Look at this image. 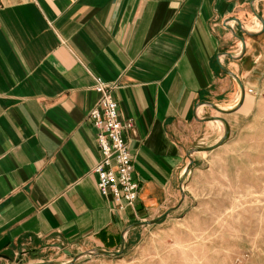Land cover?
<instances>
[{"label":"crops","instance_id":"crops-1","mask_svg":"<svg viewBox=\"0 0 264 264\" xmlns=\"http://www.w3.org/2000/svg\"><path fill=\"white\" fill-rule=\"evenodd\" d=\"M263 64L264 0H0V259L51 241L111 247L164 214L189 161L181 129L244 120ZM98 79L133 122L134 206L92 173Z\"/></svg>","mask_w":264,"mask_h":264},{"label":"rangeland","instance_id":"rangeland-1","mask_svg":"<svg viewBox=\"0 0 264 264\" xmlns=\"http://www.w3.org/2000/svg\"><path fill=\"white\" fill-rule=\"evenodd\" d=\"M260 68L246 80L252 92L248 116L232 121L224 144L192 155L195 163L181 186L175 184L168 210L153 218L158 222L126 234L122 254L87 255L95 246L51 241L7 252L12 264L69 263L76 255L81 257L74 264H264V64ZM181 132L190 149L211 147L225 126ZM100 249L116 252L120 243Z\"/></svg>","mask_w":264,"mask_h":264},{"label":"built area","instance_id":"built-area-1","mask_svg":"<svg viewBox=\"0 0 264 264\" xmlns=\"http://www.w3.org/2000/svg\"><path fill=\"white\" fill-rule=\"evenodd\" d=\"M114 87L98 79L95 85L100 98L88 113L87 120L96 128V141L101 159L92 168L96 187L104 197H112L120 208L134 206L140 184L134 177L133 157L126 133L133 129L131 120L122 121L113 97Z\"/></svg>","mask_w":264,"mask_h":264},{"label":"water","instance_id":"water-1","mask_svg":"<svg viewBox=\"0 0 264 264\" xmlns=\"http://www.w3.org/2000/svg\"><path fill=\"white\" fill-rule=\"evenodd\" d=\"M242 43H244V40L242 38H240ZM244 96H245V88L243 85H241V100L239 102V105L243 102L244 100ZM233 111V110H231ZM231 111H221L222 113H229ZM207 121H219L221 123L224 124L225 126V134L223 136V138L221 139V141L216 144L215 146H211V147H195V148H192L188 151L187 155H188V159H189V163L184 171V176L185 177L190 171H191V168L193 166V164L195 163V159L194 157L192 156L194 153H202V152H210V151H213L215 148H217L218 146L224 144L229 135H230V126L228 124V122L223 119V118H216V117H211V118H208L206 119ZM184 179V178H183ZM183 181V180H182ZM182 184V183H181ZM159 218L158 219H155V220H152V221H149V222H139V223H136L134 225H132L131 227H129L122 235H121V242H120V249L116 252H110V251H106V250H102V249H93V250H89V251H86L85 254L87 255H95V256H118L120 254H122V252L124 251V248H125V242H124V239H125V236L127 234L128 231L132 230V229H136L138 227H143V226H146L148 224H154L156 222H158ZM71 255V254H69ZM81 257V255H76V256H73L72 257V261L69 262V263H56V262H45V263H40V264H74L78 261V259ZM10 261H12V259H9ZM14 264H23L22 261H18L17 263H14Z\"/></svg>","mask_w":264,"mask_h":264},{"label":"bare ground","instance_id":"bare-ground-1","mask_svg":"<svg viewBox=\"0 0 264 264\" xmlns=\"http://www.w3.org/2000/svg\"><path fill=\"white\" fill-rule=\"evenodd\" d=\"M220 127V126H219Z\"/></svg>","mask_w":264,"mask_h":264}]
</instances>
